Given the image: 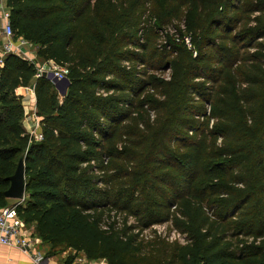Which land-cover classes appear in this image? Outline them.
Returning a JSON list of instances; mask_svg holds the SVG:
<instances>
[{
	"label": "trees",
	"instance_id": "trees-1",
	"mask_svg": "<svg viewBox=\"0 0 264 264\" xmlns=\"http://www.w3.org/2000/svg\"><path fill=\"white\" fill-rule=\"evenodd\" d=\"M5 4L14 39L35 53L34 62L1 58L0 208L23 158L17 213L48 253L66 248L107 264H264V0ZM169 24L177 34L160 44ZM43 62L67 68L63 95L35 77ZM155 62L175 73L154 107L162 115L144 124L136 110L149 103L136 98ZM31 86L40 141L24 130L15 94ZM163 223L185 243L142 239Z\"/></svg>",
	"mask_w": 264,
	"mask_h": 264
},
{
	"label": "built area",
	"instance_id": "built-area-1",
	"mask_svg": "<svg viewBox=\"0 0 264 264\" xmlns=\"http://www.w3.org/2000/svg\"><path fill=\"white\" fill-rule=\"evenodd\" d=\"M0 36V64L1 58L9 53L18 54L29 62H34V56L25 53L24 48L27 42L21 38L14 39L9 11L6 7H3V0H0ZM185 41L187 43L188 39H185ZM67 73L66 67H60L52 62H43L37 65L35 77L45 76L49 79L63 81L66 79ZM206 108L208 109V107ZM22 200L23 198L15 200L17 201L16 204L0 208V246L18 248L23 252L29 253L34 264H43L44 257L41 254L31 253L34 242L32 231L17 213V206ZM173 233L179 235L175 231Z\"/></svg>",
	"mask_w": 264,
	"mask_h": 264
},
{
	"label": "rangeland",
	"instance_id": "rangeland-1",
	"mask_svg": "<svg viewBox=\"0 0 264 264\" xmlns=\"http://www.w3.org/2000/svg\"><path fill=\"white\" fill-rule=\"evenodd\" d=\"M174 28H175V26L172 27V25H170V24L166 27L167 31L166 32L164 31L163 33H161L162 37H161V39L159 41L160 44L161 43L162 44L165 43L164 40H165L166 33H170V34H174L175 35L176 30ZM177 28L181 29L182 30V34H183V32H184V24H183V22L178 24ZM176 34H177V32H176ZM176 38H179V37L177 36ZM185 39H188V38L184 37L183 38V42H184L185 46L189 49L190 48L189 39H188L187 43H186ZM0 40H1V36H0ZM178 40L176 39V41H178ZM24 50L26 51L25 53H29L30 52V53H33V54L32 55L29 54V55L30 56H34L35 48L31 44H29L28 42H27V45L25 46ZM27 50H30V51H27ZM172 58H173V56H171L169 58V60H171ZM164 65H165L164 63H159V64L157 63L156 64V62L151 65L152 67H150L147 70V77H146V80H148V84L149 85L136 98V102H148L149 103V104L146 103L144 106H142L141 109L136 110L138 112V114H139V117L143 115L142 122L144 124H145V122H148L149 124H154L155 121L158 120L157 117H160L162 115L154 107H156V105L159 104V103H163V101H164V95L161 94V92H162L161 91L162 83L163 82L164 83L165 82H169L171 80L173 74L175 73L174 68L172 67V65H170V64H168L167 66H164ZM50 80H52V79H50ZM61 86H63V84H61ZM28 88L31 89V91L34 94L33 87L31 86V87H28ZM59 98L62 99V95H60ZM147 100H149V101H147ZM21 101H22V99H21ZM25 110L26 109H23V115H25ZM203 112H205L206 114L208 113L207 115H209L211 113L210 105L208 106V109L206 107H204L203 108ZM26 114H27V116H29V115L31 116V113L28 110H27ZM33 117H34V120H33L34 123L33 124L35 125L36 129L40 130V132H39L40 134L36 135L35 133H33V135H32L30 132H29L30 134L27 133V132L26 133L29 136L33 137V139L35 141H40L41 140V126L39 124V120H38L37 116L35 115V113H34ZM22 121H24V117H23ZM213 121L215 122V120H211L210 121V126L213 124ZM36 122H37V125H36ZM143 123L141 124V127L139 126L140 128L144 127ZM218 142H220V140H218ZM24 199H25V195L23 197L22 202L19 203L18 206H21L22 204H24ZM7 200H8V203L10 205L17 203V201H15V200H10V199H7ZM119 219L121 220L122 217L119 216ZM21 220H23V219H21ZM130 222H132V221H130ZM31 226H34V225H31ZM173 232L174 231L171 230L169 223H163V224H159V225H154V226L148 228L147 230L143 231L141 237H142V239L144 241H150V240H154L155 238H157V239L163 240V241H165L166 243H169V244H174V243H177V244H180V245L184 244L185 243V241H184L185 238H183L182 236L177 235V234H175Z\"/></svg>",
	"mask_w": 264,
	"mask_h": 264
},
{
	"label": "crops",
	"instance_id": "crops-1",
	"mask_svg": "<svg viewBox=\"0 0 264 264\" xmlns=\"http://www.w3.org/2000/svg\"><path fill=\"white\" fill-rule=\"evenodd\" d=\"M3 7H6L5 0H3ZM29 54L32 55L33 53L29 52ZM15 94H17L22 99L23 109H26L24 121H22L24 130L27 133L30 132L32 135L33 133L39 135L40 130L36 129L35 125L33 124V115L35 113V98L33 92L28 87H19L15 90ZM27 110L30 111L31 116H27ZM27 227L31 229L32 237L34 239L31 253L41 254L44 257L43 264H107L104 260H87L83 254L75 253L74 251L66 248L56 250V252L54 253H48L49 246L42 242L41 239L37 236L34 226L27 225ZM0 264L34 263L31 260L29 253L23 252L20 249L14 247L0 246Z\"/></svg>",
	"mask_w": 264,
	"mask_h": 264
},
{
	"label": "water",
	"instance_id": "water-1",
	"mask_svg": "<svg viewBox=\"0 0 264 264\" xmlns=\"http://www.w3.org/2000/svg\"><path fill=\"white\" fill-rule=\"evenodd\" d=\"M52 81L56 85L63 84V89L61 91V94L63 95L64 88L68 84L67 79H64L63 81L52 79ZM7 179L9 181V187L4 192L5 198L10 200H21L25 195V169L23 158L18 160L14 173Z\"/></svg>",
	"mask_w": 264,
	"mask_h": 264
}]
</instances>
